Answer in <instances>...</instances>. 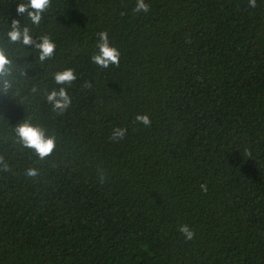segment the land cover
Wrapping results in <instances>:
<instances>
[{
    "label": "trees",
    "instance_id": "trees-1",
    "mask_svg": "<svg viewBox=\"0 0 264 264\" xmlns=\"http://www.w3.org/2000/svg\"><path fill=\"white\" fill-rule=\"evenodd\" d=\"M19 2L0 0V37L12 19L30 25ZM145 3L148 13L133 12L136 0H51L30 26L56 43L53 59L17 46L29 87H52L64 67L78 79L60 116L42 94H0L11 169L0 171V264H264V0ZM100 31L118 68L90 59ZM28 116L57 136L45 161L13 141ZM114 127L127 128L123 140L110 139Z\"/></svg>",
    "mask_w": 264,
    "mask_h": 264
},
{
    "label": "clouds",
    "instance_id": "clouds-1",
    "mask_svg": "<svg viewBox=\"0 0 264 264\" xmlns=\"http://www.w3.org/2000/svg\"><path fill=\"white\" fill-rule=\"evenodd\" d=\"M50 5L51 0H26V2H19L16 5V12L23 17V20L26 18L31 26L38 27ZM249 6L255 8L256 0H249ZM149 11L150 7L145 3V0H136L133 8L134 13H148ZM30 25L12 19L3 37H0V94L11 96L16 100H27L29 97L42 94L44 102L50 106L51 112L56 116L63 115L72 105V97L68 89L77 81V72L71 67H64L51 73L52 87L46 86L42 92L35 85L29 87L26 83L29 79H25V69L32 65L16 63L18 58L26 57L18 54L17 46L35 50L38 53V56L35 57L36 61L38 59L40 64L53 59L57 47L49 35H34ZM34 36H38V39ZM120 56V51L110 43L108 32H98L96 51L91 55V61L102 69H108L110 66L118 68ZM83 87L91 89L93 85L85 81ZM135 120L144 127H150L152 123L146 114L137 115ZM11 131L13 141L19 145L20 149L28 150L38 161H45L57 149V136L50 134L48 128L32 116L24 117L18 121L11 127ZM126 134L127 128L114 127L110 139L113 142H119L126 137ZM10 170V165L5 157L0 156V171L8 172ZM39 174L37 167L29 166L25 169V175L29 178H36ZM97 175L101 184L106 182L105 169L98 168ZM200 189L202 192H207V185L201 184ZM178 231L186 241L194 238V230L186 224L180 225Z\"/></svg>",
    "mask_w": 264,
    "mask_h": 264
}]
</instances>
